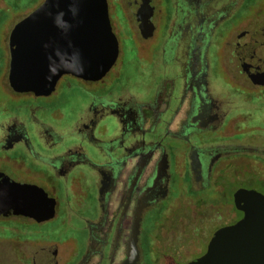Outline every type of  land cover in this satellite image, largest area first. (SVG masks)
Returning <instances> with one entry per match:
<instances>
[{"label":"flooded vegetation","instance_id":"flooded-vegetation-1","mask_svg":"<svg viewBox=\"0 0 264 264\" xmlns=\"http://www.w3.org/2000/svg\"><path fill=\"white\" fill-rule=\"evenodd\" d=\"M166 2L163 9L159 0L126 1L140 37L135 14L149 16L153 24L147 37L155 36L153 61L150 71L143 72L151 83L135 93L130 80L117 82L120 72L112 71L121 64L120 45L115 63L101 79L62 75L60 78H76L95 88L68 128L55 125L58 107L48 99L55 89L48 95L14 91L7 79L8 63L7 89L16 105L0 108V117H7L5 123L0 122V173L40 186L54 197L52 218L60 207L58 201L66 200L68 192L85 195L76 204L79 212L73 206L77 213L68 219L76 223L71 236L73 250L62 264H152L146 258L148 244H143L142 233L144 223L150 224L153 217L166 222L154 233H158L161 246L175 249L172 264L187 262L205 251L211 237L201 252L188 256L194 246L182 238L185 226L203 215L197 204L210 211L214 207L215 212L205 217L219 223L217 230L242 216L234 203L236 189L253 188L264 195V175L253 165L260 161L264 169V143L254 142L258 130L237 129L240 117L250 125L255 120L252 111L260 109L230 97L220 98L213 85L218 78L214 61L232 36L238 76L248 83L245 88L237 87L259 90L263 95L264 84H254L243 72L236 49H241L244 61L264 77V20L239 31L233 27L223 36V23L240 0ZM111 25L118 38V29ZM242 98L250 101L252 95ZM110 120L112 126L108 127ZM100 127L106 128V136H101ZM40 148L46 152L42 154ZM239 158L245 162L238 165ZM87 168L94 175L88 184L82 181L85 176L81 172ZM56 177L60 189L54 183ZM248 177L249 186L233 185ZM206 188H212L216 198L187 197L188 192ZM10 216L35 221L23 215H0ZM173 217L176 222L171 225ZM56 249L54 243L40 247L29 259H21V264H58Z\"/></svg>","mask_w":264,"mask_h":264},{"label":"water","instance_id":"water-1","mask_svg":"<svg viewBox=\"0 0 264 264\" xmlns=\"http://www.w3.org/2000/svg\"><path fill=\"white\" fill-rule=\"evenodd\" d=\"M135 15L141 36L147 38L153 29L149 16ZM8 51L9 86L17 92L48 95L64 74L101 79L118 57L119 42L107 0H42L12 25ZM236 53L250 80L264 84L263 75L244 61L242 50L237 47ZM233 198L242 216L215 230L201 255L177 264H264V195L240 187ZM55 204L42 187L0 173V215L41 222L54 216Z\"/></svg>","mask_w":264,"mask_h":264},{"label":"rangeland","instance_id":"rangeland-1","mask_svg":"<svg viewBox=\"0 0 264 264\" xmlns=\"http://www.w3.org/2000/svg\"><path fill=\"white\" fill-rule=\"evenodd\" d=\"M41 1L42 0H0V108L7 107V105L14 108L16 105V102L10 99L11 94L7 89L6 79L9 63L8 35L10 29L17 20L27 14ZM126 1L127 0H107L110 21L118 29V38L120 40L118 42H120L119 61L121 64L119 68L114 69L112 73L116 74V72H120L117 82L121 81L122 83L124 80H130V83H132L135 88L131 89L137 93L136 89L142 88V85L148 86L151 83L150 76L148 74H143V72H149L151 69L153 61L152 51L156 41H153L155 36L146 39L138 35L137 29L133 25V19L130 18ZM159 1L163 9L168 6L166 0ZM261 20H264V0H240L232 16L223 23V36H227L233 27H235L236 31H239L242 28L255 25ZM231 37L232 36L227 39V44H223L220 47V55L214 61V71L218 76L213 84L215 85L214 92L218 94L220 98L230 97L234 99L236 103L246 102L250 103L252 107H258L260 109L256 112L252 111V113H254L252 116L255 120L251 118L252 120L249 122L250 125L244 122V118L240 117L237 121L239 125H237V129H239V131L249 129L258 130L259 135L254 139V142L264 143V93L262 95L259 90L254 92L252 90L243 89L242 91L237 87L240 86L241 88H245L248 86V83L238 76L235 67L236 61H234L235 58L232 56ZM220 63L224 69L221 68ZM91 91H95L92 83L70 77L60 78L57 81L51 97L48 98L50 102L58 107L56 108L57 112L54 114V117L57 118V120H55V125L59 128L62 127V124L64 127H67V125L69 127V123L73 120L74 116H76L77 111L84 105V102L87 101V97L90 96ZM259 94H261V96H258ZM248 95H252L250 101H246L245 98L241 99V97ZM6 120L7 117L5 115L0 117L1 123H5ZM110 125L112 126L111 120L108 123V127H110ZM99 132L102 133L101 136H106L104 132H107V130L105 127H102ZM231 132L232 130H229V133ZM102 138L104 139V137ZM40 151L42 154L46 152L41 148ZM93 154L92 156L94 157ZM244 159L245 158H239L237 161L238 165L240 162L244 163ZM25 161L33 163L28 158H26ZM253 165L254 168L261 172V175H264L263 165L260 161H257ZM127 166L128 163L125 164V168ZM81 172H84L85 178L82 179L84 183L93 181V170H88L87 168V170H82ZM249 180L250 178L248 177L234 182L233 185L249 186ZM183 182L185 183V181ZM54 183L56 187L60 189L59 185H57V177L54 179ZM89 186L92 190V185ZM259 188L260 187H258V189ZM68 193L67 196L64 195L66 200L58 201L60 207L56 212L57 215L48 221L37 223L25 217H0V264H21V259H29L30 255L38 248L46 247L53 243L57 248L58 264H62L73 250L71 236L75 234L73 229L76 223L68 219H73V214L79 212L76 204L82 202L85 197L83 194H77L75 196L74 193L73 195L71 192ZM59 194L61 193L59 192ZM191 195L206 197L210 200L216 198L215 191L212 188H206L199 193L196 191L192 193L188 192L187 197H191ZM163 204H166V201H164ZM197 205L198 210L203 213V215L199 216L195 222H189V227L185 226V236L182 238L183 241L189 239V241L193 243L194 250L191 251L192 253H189L188 256H193L204 249L206 241L219 224L205 217L209 212H215L214 207L213 209L211 208L212 210L210 211L206 210V206L202 204ZM73 206L76 208L77 212L73 210ZM181 212L182 211H180V213ZM67 214H71L72 216L70 217ZM155 218L156 217H153V221ZM153 221L150 222V224L144 223L145 233H142L143 244H148V247L146 246V258L152 264H172L176 255L175 249L172 246H161L159 244V238L156 237L158 233H154L160 228V225L162 227L166 222L158 219L154 221V225L152 226ZM175 222L176 217H173L170 220V224L174 225ZM164 228L165 226L162 228V231L167 229ZM146 230L148 232H146ZM165 234H167L166 230L164 233L162 232L163 236H165ZM156 259L157 261H154ZM158 260H160V262H158ZM70 261H73V256L70 258Z\"/></svg>","mask_w":264,"mask_h":264}]
</instances>
